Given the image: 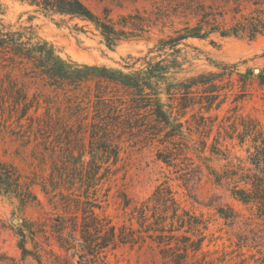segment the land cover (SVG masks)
<instances>
[{"label":"trees","instance_id":"16d2710c","mask_svg":"<svg viewBox=\"0 0 264 264\" xmlns=\"http://www.w3.org/2000/svg\"><path fill=\"white\" fill-rule=\"evenodd\" d=\"M21 1L91 22L109 47L160 33L148 52L155 55H146L139 67L118 68L64 58L29 28L0 20V128L16 130L24 146L33 145L39 163H49L48 175L38 180L0 158V195L16 197L24 207L42 205L34 191L38 185L53 207L44 219L22 224L21 260L110 264L109 251L130 247L145 249L151 264L247 263L241 251L205 248L209 220L184 206L167 180L119 225L100 214L127 144L154 147L157 159L173 167L187 187L206 177L229 191L250 214L219 205L218 215L243 225L238 249L250 246L252 228V247L264 254V122L236 113L250 73L239 72L237 63L208 58L216 70L180 75L187 61L182 45L197 48L189 39L264 35V0H147L150 8L117 18L108 6L97 13L84 0ZM234 73L243 83L233 98L236 115L227 117L228 126L219 124L210 141L219 117L211 112L228 100ZM254 76L264 87V66ZM32 84L37 86L31 94ZM236 146L245 157L233 152ZM118 191L124 208L131 207L133 199Z\"/></svg>","mask_w":264,"mask_h":264},{"label":"rangeland","instance_id":"374dc122","mask_svg":"<svg viewBox=\"0 0 264 264\" xmlns=\"http://www.w3.org/2000/svg\"><path fill=\"white\" fill-rule=\"evenodd\" d=\"M94 11L102 13L108 6L113 18L121 14L133 12L136 8H150L147 0H84ZM0 20L11 24L15 29L29 28L37 39L46 40L53 44L64 58H71L81 63L104 64L109 67L124 68L127 66L139 67L144 63L143 58L149 54L160 33L155 31L150 40H125L114 47H109L94 24L79 18H70L59 14H49L39 10L36 6L21 0H0ZM213 39L215 42H211ZM211 39H189L188 43L194 47L182 45V57H186L184 71L181 76L195 75L203 71L216 70L208 58L228 63H237L241 73H250L249 84L245 88V97L238 102L237 115L258 117L264 122V87L259 85L254 74L259 73L264 66V35L254 40L241 37L222 38L214 35ZM126 69V68H125ZM259 70V71H258ZM21 80L20 75H15ZM234 85L228 100L220 110L212 111L219 115L213 128L212 136L217 134L218 125L228 126V116L236 115L232 108L235 106L233 98L236 92L243 89V83L238 81L239 75L233 74ZM37 85H31L30 93L36 90ZM164 100L167 102L166 97ZM198 111V108L195 109ZM186 118H190L188 114ZM184 120V118H183ZM12 128H0V158L14 164L20 172L28 177L42 180L49 173V163L41 164L34 155L33 145L24 146L21 138ZM224 132V130H222ZM232 146L236 142L228 141ZM234 153L246 156L239 146L233 149ZM223 162H220L222 164ZM117 172L107 201L103 202L100 214L108 216L113 223L119 225L131 216L133 205L139 204L153 192L155 187L167 180L176 193L177 198L187 208L193 209L209 220L208 239L205 248L219 249L227 252L241 251L247 258L246 264L264 263V254L257 252L252 238L253 229L249 234L248 245L238 249L237 242L243 225L238 222L231 224L220 217L216 211L219 205H231L235 209L250 214L245 207L235 200L225 188L216 187L206 177L198 183L193 181L188 187L178 179L179 173L173 167H168L157 159L154 147H140L139 145H125L118 163ZM196 181V180H195ZM119 189L133 199L129 208H124L122 199L118 197ZM34 191L42 200V205L29 204L23 206L18 198L0 195V264H35L28 258L21 260V250L18 246L21 238V226L26 219L40 220L46 217V212L53 207L40 186L35 185ZM193 196V197H192ZM195 197V198H194ZM29 247H32L29 244ZM264 247V246H263ZM255 258H259L255 262ZM13 259V260H11ZM110 264H151L152 257L145 249L118 247L107 254ZM257 260V259H256Z\"/></svg>","mask_w":264,"mask_h":264},{"label":"water","instance_id":"95a60500","mask_svg":"<svg viewBox=\"0 0 264 264\" xmlns=\"http://www.w3.org/2000/svg\"><path fill=\"white\" fill-rule=\"evenodd\" d=\"M259 71V70H258Z\"/></svg>","mask_w":264,"mask_h":264}]
</instances>
